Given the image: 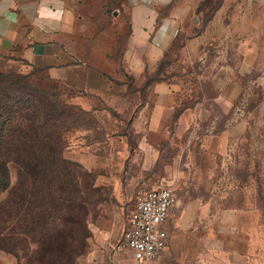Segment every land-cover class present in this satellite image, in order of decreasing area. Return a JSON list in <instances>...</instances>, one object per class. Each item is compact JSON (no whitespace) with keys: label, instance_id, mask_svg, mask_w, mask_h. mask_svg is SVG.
Wrapping results in <instances>:
<instances>
[{"label":"rangeland","instance_id":"obj_1","mask_svg":"<svg viewBox=\"0 0 264 264\" xmlns=\"http://www.w3.org/2000/svg\"><path fill=\"white\" fill-rule=\"evenodd\" d=\"M70 1L85 34L98 44H92L97 58L105 49L109 70L118 66L124 0ZM183 1L192 12L164 55L144 74L122 79L135 93L134 107L157 79L176 85L181 106L198 109V127L173 125L174 137L150 159L137 147L138 134L128 123L108 122L136 118L137 111L78 108L44 68L16 58L19 46L7 47L12 28L16 40V0H0V75L25 76L19 84L65 104L68 131L61 154L72 172L65 188L52 192L63 199L24 201L15 209L4 202L18 169L7 164L9 187L0 190V264H246L240 258L228 261L226 252L233 249L250 253L247 264H264V0ZM7 85L0 81V89L6 87L0 105L11 92ZM219 95L228 96L226 102ZM75 96L68 94L74 101ZM5 124L0 111V130ZM115 129L127 134L129 152L108 158L104 131ZM159 185H170L176 198L167 223L169 244L155 260L139 262L123 244V232L135 195ZM184 211L189 216L182 222ZM227 211L238 213L244 225L235 240L226 238L223 225L217 229L216 216Z\"/></svg>","mask_w":264,"mask_h":264},{"label":"crops","instance_id":"obj_2","mask_svg":"<svg viewBox=\"0 0 264 264\" xmlns=\"http://www.w3.org/2000/svg\"><path fill=\"white\" fill-rule=\"evenodd\" d=\"M73 8L70 0H16V40L12 28L9 32L12 42L7 47L16 43L19 46L16 58L23 59L29 67L44 68L53 80L61 83L64 95L75 93L76 100L67 97V101L76 103L79 108H92L94 111L111 109L118 113L137 111L136 118L108 122L115 127L128 123L131 132L138 134L137 147L150 159L157 156L162 142L174 137L173 125L189 130L198 127V109L181 106L178 88L170 81L158 80L149 85L145 89V99L136 109L133 105L135 93L127 89L122 80L127 75L144 74L164 55L190 17L192 7L189 2L124 0L119 19L120 33L125 38L124 47L119 65L113 66L112 70H109V53L102 49L100 58H97L92 44H98L85 34L84 24ZM219 99L226 102L228 96L219 95ZM179 107L182 108L174 117ZM105 136L111 147L108 158L116 153L121 156L128 154L126 133L115 129L106 131ZM192 205L200 207V201L194 200ZM188 216L184 211L182 222L188 220ZM216 218L217 229L220 231L223 225L222 230L228 240H235L243 232L244 225L239 221L238 213L227 211L223 217L217 215ZM169 238L168 232V244ZM168 254L173 256L171 251ZM226 257L230 263L240 258L247 264L250 253L241 254L233 249L226 252Z\"/></svg>","mask_w":264,"mask_h":264},{"label":"trees","instance_id":"obj_3","mask_svg":"<svg viewBox=\"0 0 264 264\" xmlns=\"http://www.w3.org/2000/svg\"><path fill=\"white\" fill-rule=\"evenodd\" d=\"M2 75L0 81L6 79L11 94L4 93L5 104L0 105L1 116L6 119L0 130V190L9 187L7 164L12 162L18 169L17 181L9 189L4 203L16 209V205H22L24 201L30 204L41 202V199H63L60 195L53 196L52 192L62 191L65 179L72 174L70 162L61 154L65 147L64 134L68 131L64 125L65 104L56 105L44 90L19 84L25 76L15 74L9 78ZM155 81L158 80L152 79L151 84ZM3 89L6 87L0 91ZM53 180L58 183L55 189L51 184Z\"/></svg>","mask_w":264,"mask_h":264},{"label":"built area","instance_id":"obj_4","mask_svg":"<svg viewBox=\"0 0 264 264\" xmlns=\"http://www.w3.org/2000/svg\"><path fill=\"white\" fill-rule=\"evenodd\" d=\"M176 198L170 185L143 188L133 201V207L123 232V244L139 262L158 258L168 245L167 219Z\"/></svg>","mask_w":264,"mask_h":264}]
</instances>
